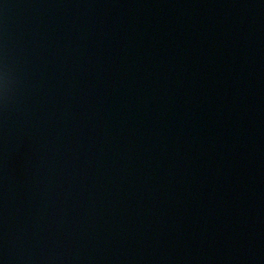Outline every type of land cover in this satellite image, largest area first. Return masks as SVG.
<instances>
[{
	"label": "water",
	"instance_id": "water-1",
	"mask_svg": "<svg viewBox=\"0 0 264 264\" xmlns=\"http://www.w3.org/2000/svg\"><path fill=\"white\" fill-rule=\"evenodd\" d=\"M0 264H264V0H0Z\"/></svg>",
	"mask_w": 264,
	"mask_h": 264
},
{
	"label": "clouds",
	"instance_id": "clouds-1",
	"mask_svg": "<svg viewBox=\"0 0 264 264\" xmlns=\"http://www.w3.org/2000/svg\"><path fill=\"white\" fill-rule=\"evenodd\" d=\"M8 89V68L6 64L0 65V95H6Z\"/></svg>",
	"mask_w": 264,
	"mask_h": 264
}]
</instances>
